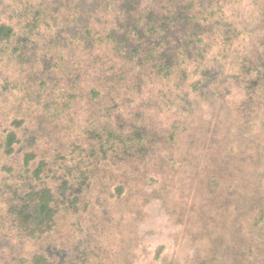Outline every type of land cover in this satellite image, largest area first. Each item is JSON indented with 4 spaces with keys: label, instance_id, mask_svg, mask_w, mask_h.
Instances as JSON below:
<instances>
[{
    "label": "rangeland",
    "instance_id": "rangeland-1",
    "mask_svg": "<svg viewBox=\"0 0 264 264\" xmlns=\"http://www.w3.org/2000/svg\"><path fill=\"white\" fill-rule=\"evenodd\" d=\"M180 1L112 0L111 9L106 10L105 0H100L97 7L90 3L91 8L85 10L82 0H0V24L14 25L11 17L20 6L39 8L51 23L40 29L39 41L48 43L60 37L72 45L60 54H49L54 71L50 78L38 73V63L20 67L15 61H3L0 83L16 85L29 82L32 75L40 76L33 86L29 83V96L17 91L11 97L1 96V132L15 115H26L31 119L29 133L38 153H43L61 143L70 146L79 137L78 129L90 128V123L98 121L97 111L109 106L115 122L121 123L125 115L126 124L146 129L157 146L150 164L127 162L101 168L84 197L88 210L81 225L69 227L66 218L60 222L55 244L76 254L84 252L88 264H252L259 260L247 256L236 217L240 211L249 213L255 194L264 193V136L256 130L245 131L235 111L226 110L224 115L221 103L216 109L212 104H199L187 117L167 113L166 99L159 93L165 90V83L149 75L142 81L138 73L110 57L105 47L86 48L69 39L68 26L79 31L89 21L93 31L103 37L116 28L117 19L144 10L173 9ZM196 1L199 10L203 1L217 5L229 22L241 21L244 28L254 27L258 32L260 23L264 24V0ZM58 63H62L61 69L55 68ZM113 77L122 81L116 83ZM42 79L51 82L43 87L48 94L39 93ZM54 83L58 91L72 93L75 99L70 100L69 109L51 120L36 104L47 98ZM110 83L115 87L112 94ZM98 88L105 90L104 95L92 104L89 95ZM174 127L175 148L162 149ZM247 143L252 147L249 153ZM118 185H123L121 195L116 192ZM16 244L5 239L0 264L15 260Z\"/></svg>",
    "mask_w": 264,
    "mask_h": 264
},
{
    "label": "trees",
    "instance_id": "trees-1",
    "mask_svg": "<svg viewBox=\"0 0 264 264\" xmlns=\"http://www.w3.org/2000/svg\"><path fill=\"white\" fill-rule=\"evenodd\" d=\"M111 2L105 0L106 10L111 9ZM196 2L182 0L162 12L130 13L115 20L116 28L103 37L84 21L82 30L67 27L69 39L86 48L105 47L110 57L138 73L142 81L149 75L165 83V90L159 93L166 99L167 113L187 117L199 104H212L216 109L221 103L224 115L226 110L235 111L245 131L251 134L256 130L264 136V24L260 23L258 32L254 27L244 28L241 21L229 22L217 5L203 1L199 10ZM90 3L97 7L100 0H82L81 5L87 10ZM50 16L54 23V15ZM11 20L14 25L0 24V69L5 59L20 67L38 63V73L50 78L54 71L49 54H60L65 46L72 45L60 37L48 43L39 41L40 29L51 24L39 8L20 6ZM254 38L262 43L257 44ZM55 68L61 69L62 63ZM38 77L32 75L29 82L16 85L3 80L0 98L14 91L29 96L28 90ZM42 80L39 93L48 94L43 87L51 82ZM110 86L112 94L115 87ZM98 89L89 95L92 104L104 95L105 90ZM71 99H75L74 94L58 91L54 83L50 94L36 107H41L46 119L54 120L70 108ZM21 108L20 99L16 109L19 112ZM113 113L109 106L101 113L97 111L98 121L90 123V128L80 127L79 137L70 146L61 143L43 153H38L35 138L29 133L28 116L15 115L0 131V255L5 254L1 244L6 238L17 243V255L9 264H88L84 252L76 254L55 244L53 237L60 222L66 218L69 227L81 225L88 210L84 197L101 168L127 162L150 164L157 150L146 129L126 124L125 115L118 124ZM176 130L174 127L167 134L162 149L175 148ZM245 145L249 153L252 147ZM116 192L121 195L123 185H118ZM250 203L249 213L238 212L237 226L245 236L247 256L252 261L259 258L252 264H264V193L255 194Z\"/></svg>",
    "mask_w": 264,
    "mask_h": 264
}]
</instances>
